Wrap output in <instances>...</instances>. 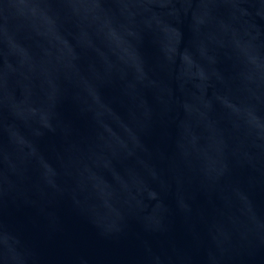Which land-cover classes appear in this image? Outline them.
I'll return each mask as SVG.
<instances>
[{"label": "water", "instance_id": "1", "mask_svg": "<svg viewBox=\"0 0 264 264\" xmlns=\"http://www.w3.org/2000/svg\"><path fill=\"white\" fill-rule=\"evenodd\" d=\"M0 264H264V0H0Z\"/></svg>", "mask_w": 264, "mask_h": 264}]
</instances>
